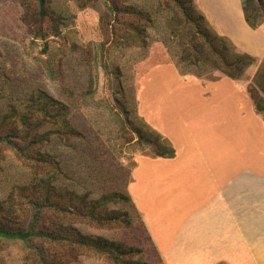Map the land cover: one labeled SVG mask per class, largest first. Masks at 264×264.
Listing matches in <instances>:
<instances>
[{"label":"rangeland","instance_id":"1","mask_svg":"<svg viewBox=\"0 0 264 264\" xmlns=\"http://www.w3.org/2000/svg\"><path fill=\"white\" fill-rule=\"evenodd\" d=\"M166 1L50 0L51 9L61 15L60 34L41 39L33 33V21L24 20L25 5L36 0H0V112H7L11 104L23 109L37 90H44L68 105V120L83 135L69 140L53 138L45 146L67 174L59 178L58 186L88 193L94 199L115 191L127 194L138 160L152 157L150 147L138 143L132 124L144 123L154 129L139 113L138 88L152 67L179 60L180 47L170 35L173 11ZM110 3L124 10L133 5L146 11L151 20L140 13L123 14L116 22ZM261 62L249 67L238 82L247 88ZM181 68L202 72L195 67ZM210 78L207 74L201 79L208 82ZM32 177L31 168L14 151L0 149V200ZM115 207L129 211L134 223L128 227L78 226L86 234L134 248L128 259L163 264L134 207L128 202ZM23 258L19 244H0V264H24ZM72 264L114 262L93 251Z\"/></svg>","mask_w":264,"mask_h":264},{"label":"crops","instance_id":"2","mask_svg":"<svg viewBox=\"0 0 264 264\" xmlns=\"http://www.w3.org/2000/svg\"><path fill=\"white\" fill-rule=\"evenodd\" d=\"M196 2L239 50L264 58V26L248 25L242 0ZM238 81L205 82L171 62L140 83V115L176 149L140 158L128 186L163 264H264V116Z\"/></svg>","mask_w":264,"mask_h":264},{"label":"trees","instance_id":"3","mask_svg":"<svg viewBox=\"0 0 264 264\" xmlns=\"http://www.w3.org/2000/svg\"><path fill=\"white\" fill-rule=\"evenodd\" d=\"M166 2L173 11L170 35L180 47L176 65L183 75L204 78L209 74L212 81L222 77L241 80L248 68L259 61L221 34L197 9L194 0ZM242 6L248 25L259 28L264 22V0H242ZM25 8L24 20L29 24L33 21L36 38L47 39L60 34L61 15L51 9L50 0H36ZM110 8L116 22L123 14L140 13L151 20L146 11L136 10L133 5L125 7L127 11L115 3H110ZM181 66L195 67L202 72L184 71ZM247 90L256 111L264 116V58ZM68 114V105L44 90H37L23 109L11 104L7 112H0V149L14 151L33 174L28 183L15 185L7 197L0 200V244H19L24 251V264H72L81 255L93 251L106 254L114 264H148L127 258L135 252L134 248L86 234L78 226L80 223L101 228L115 224L131 226L134 220L130 212L115 207L120 202L130 203L140 214L129 193L115 191L94 199L88 193L56 184L67 174L45 146L53 138L83 137L69 122ZM132 127L138 143L149 146L152 157L176 156L172 143L149 125L133 123Z\"/></svg>","mask_w":264,"mask_h":264}]
</instances>
